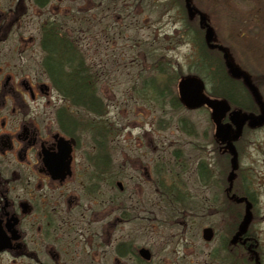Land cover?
<instances>
[{"label":"flooded vegetation","instance_id":"obj_1","mask_svg":"<svg viewBox=\"0 0 264 264\" xmlns=\"http://www.w3.org/2000/svg\"><path fill=\"white\" fill-rule=\"evenodd\" d=\"M178 1L190 37L198 34L200 61L204 67L205 60L207 66L214 63L220 73L221 80L212 90L206 88L200 76L196 77L201 83V96L230 107L220 118L223 125L232 122L231 111L244 118L238 136L234 137L233 123L228 134L237 163L232 181L241 179L239 151L246 145L242 137L246 131L264 129V91L241 66L237 55L241 56L243 45L264 53V0H204L202 5L196 0H189V5L186 0ZM35 4V0L0 4V264L4 257L12 264H148L152 261L151 251L134 238L144 230L140 221L145 218L146 199L141 195L123 196L124 182L115 178L111 150L104 148L100 139L108 132L102 131L98 122L101 100L97 99V76L91 71L94 83L89 85L92 92L85 103L72 99L57 85V69L43 66L50 52L46 46L42 48L41 41L47 44L51 33L56 32L52 25H59L63 33L64 25L59 20L35 25ZM208 28L212 32L209 42L205 37ZM54 38L69 42L86 59L93 51L92 42L89 46L82 35ZM227 59L240 70L239 76L231 73ZM49 64H53L51 60ZM223 82L230 89H222ZM200 108L206 110L213 123L215 149L224 160L228 155L231 161L229 142L215 136L208 105L191 110ZM81 112L88 115L77 116ZM138 145L141 148L142 143ZM257 161L263 163L264 158ZM200 167L202 181L210 178V164L203 161ZM256 172L257 181L263 182L262 170ZM229 176L230 172L221 183L225 186L223 199L237 203L240 212L249 203L252 218L264 217L258 206L261 185L251 191L241 181V186L231 191ZM118 220L132 226L133 236L130 233L125 237L122 231L115 241ZM244 255L252 264H259L256 237L245 235L234 243L219 244L208 253V262L243 264Z\"/></svg>","mask_w":264,"mask_h":264},{"label":"rangeland","instance_id":"obj_2","mask_svg":"<svg viewBox=\"0 0 264 264\" xmlns=\"http://www.w3.org/2000/svg\"><path fill=\"white\" fill-rule=\"evenodd\" d=\"M9 2L0 0L3 6ZM196 3L202 5L204 0ZM179 4L177 0H50L45 6L35 4L33 15L35 25L59 20L66 36L82 35L89 46L90 41L93 44L85 60L97 76L102 102L99 126L108 132L100 139L111 150L115 178L124 182L123 196L146 199L145 218L140 221L144 230L134 238L151 251L148 264H210L208 253L229 242L237 222L235 213L228 212V204L230 208L236 204L223 199L221 183L230 171L229 157L224 160L215 149L213 123L205 109H187L178 99L177 83L184 77L200 76L210 90L221 80L214 63L208 61L207 66L205 60V69L200 61L198 34L190 37ZM240 52L239 63L264 91L263 51L243 45ZM222 89L230 85L223 82ZM243 137L241 179L231 181V191L241 181L251 191L261 185L258 206L263 212L264 177L257 181L256 171L264 174V161H257L264 158V129L246 131ZM203 161L210 164V178L202 181ZM205 227L213 232L207 241L202 238ZM249 227L259 243V264H264V217L252 218ZM122 231L126 237L132 226L118 220L115 241ZM2 261L12 264L9 258Z\"/></svg>","mask_w":264,"mask_h":264},{"label":"trees","instance_id":"obj_3","mask_svg":"<svg viewBox=\"0 0 264 264\" xmlns=\"http://www.w3.org/2000/svg\"><path fill=\"white\" fill-rule=\"evenodd\" d=\"M47 1L48 0H35L36 4L40 7L44 6ZM51 29L53 31L55 30L56 32L51 33V39L49 40V42L46 44L44 39L41 41L42 48L45 50L46 46L48 52H50V54L43 60V66L46 68L55 67L57 69V85H61L62 87H59L61 89H64L65 93L70 94L72 96V99L85 103L87 96H89V94L92 92L89 85H92L94 83L91 68L86 63L85 58L80 55L77 50L70 47L71 44L69 42L65 41V43H63L61 40H57L54 38L59 35L66 36L65 33L59 32V30L61 29L59 25H52ZM43 30V35L46 37L47 33L45 32V27L43 28ZM49 60H51L53 64H49ZM51 76L55 77L53 74H51ZM97 99L100 100L99 98ZM97 108L101 113V102H99ZM243 192L246 191L244 190ZM233 203L236 204L233 208H230L228 204V212L232 213L233 211L235 213V220H237V222L234 223L233 229L230 234H232L234 230L237 229L244 214V209H242L240 212L238 207L239 205L235 202ZM245 235L251 238L255 237L253 231L251 232L249 226L243 236ZM242 261L244 264H252L247 260L246 255L243 256Z\"/></svg>","mask_w":264,"mask_h":264},{"label":"water","instance_id":"obj_4","mask_svg":"<svg viewBox=\"0 0 264 264\" xmlns=\"http://www.w3.org/2000/svg\"><path fill=\"white\" fill-rule=\"evenodd\" d=\"M186 1H187V5H189L188 3L189 0H186ZM205 37L208 42L212 39V32L210 28L207 29ZM227 65L228 67L231 68V73L233 75L239 76L241 74L240 70L237 67L232 66L231 62L228 59H227ZM248 85H250V88L252 89L256 97L258 98V94L255 88L251 85L249 81H248ZM177 87H178V94H179L180 100L186 108L188 109L196 108L199 105L204 104V103L208 105V107L211 109L212 120L215 123V136L219 138V140L221 141L227 140L228 142L230 141L228 138V134L231 129V123L235 125L234 137L238 136L240 132V128H241L240 123L244 120V118H240L237 111H231L230 114H231L232 122L227 125H223L220 121V118L221 116L224 115V113H226L229 110L230 107L223 101L207 99V98L202 97L201 96V83L197 78L193 76L184 77L178 82ZM228 149L230 150V153L232 156L231 157L232 171L230 172V176H229L230 184L228 187L230 189L231 181L233 177V171L236 167V152L234 148L230 145V142H229ZM249 207L250 205L247 204L242 222L239 226L238 231L234 235L232 242H236V240L239 239V237L243 233H245L247 230L248 224L251 221V213H250ZM212 235L213 233L210 228L203 229L202 237L204 240H210L212 238Z\"/></svg>","mask_w":264,"mask_h":264}]
</instances>
